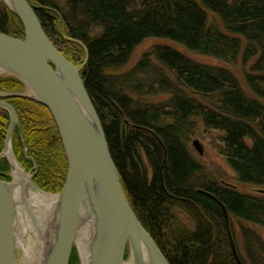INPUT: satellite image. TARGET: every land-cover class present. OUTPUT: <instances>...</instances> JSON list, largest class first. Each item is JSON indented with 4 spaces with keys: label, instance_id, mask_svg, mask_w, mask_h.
I'll list each match as a JSON object with an SVG mask.
<instances>
[{
    "label": "trees",
    "instance_id": "16d2710c",
    "mask_svg": "<svg viewBox=\"0 0 264 264\" xmlns=\"http://www.w3.org/2000/svg\"><path fill=\"white\" fill-rule=\"evenodd\" d=\"M54 47L80 76L103 126L125 197L168 264H264V197L223 185L194 159L188 142L197 124L222 134L219 154L240 184L264 188V0H30ZM0 33L23 28L0 0ZM146 40L167 41L244 71L198 63L157 44L132 68ZM15 78L0 93H21ZM169 96L157 105L149 97ZM15 111L12 149L33 183L61 192L67 162L43 105L2 96ZM10 117L0 108V154ZM24 145L27 154L24 153ZM0 160V180L10 181ZM228 214L225 223L221 207ZM264 192V191H263ZM186 216L192 227L180 216ZM69 264H79L73 248Z\"/></svg>",
    "mask_w": 264,
    "mask_h": 264
},
{
    "label": "water",
    "instance_id": "95a60500",
    "mask_svg": "<svg viewBox=\"0 0 264 264\" xmlns=\"http://www.w3.org/2000/svg\"><path fill=\"white\" fill-rule=\"evenodd\" d=\"M1 1L20 21L24 36L21 40L0 33V73L20 81L24 93L0 96L25 97L44 106L59 135L67 172L58 194L46 193L33 183L36 165L34 173L25 172L12 149L17 115L8 103L0 100V108L10 117L0 154V160H5L9 167L10 177L8 182L0 180V264H18L19 208L37 227L42 217L35 214L31 203L45 196L55 197L56 206L50 217H44L49 226L37 231L42 250L40 264H69L73 248L79 264H168L125 197L103 126L81 79V67L70 63L54 47L30 0ZM192 147L203 155L198 140L192 141ZM27 152L24 145L25 155ZM16 172L22 178L17 179ZM200 193L221 207L228 226L222 203L207 192ZM83 234L85 259L77 245ZM230 245L237 264H242L231 238Z\"/></svg>",
    "mask_w": 264,
    "mask_h": 264
},
{
    "label": "rangeland",
    "instance_id": "374dc122",
    "mask_svg": "<svg viewBox=\"0 0 264 264\" xmlns=\"http://www.w3.org/2000/svg\"><path fill=\"white\" fill-rule=\"evenodd\" d=\"M165 45L168 46L188 58L201 63V64H209L213 66H220L222 68L227 69L229 72H231L240 82V84L244 85V71L248 70V67H242L240 63H238L236 66H230L225 63H222L218 60H215L213 58H207L199 56L195 53H192L188 50H186L183 46L173 43V42H167V41H156V40H146L144 41L140 46L137 47V49L134 51L131 60L129 64L125 67V69L132 68L146 53L150 52L151 49L157 45ZM2 77V75H0ZM4 77V76H3ZM4 94V93H0ZM21 94H23L21 92ZM169 96L167 95H161L157 97H149L146 102L148 105H157L159 103H162L166 100H168ZM222 136L221 133L215 132V131H208L205 130L201 124H197L196 132L193 136L190 137L189 142L187 144L189 151L193 155L194 159L205 169L206 173L210 174L211 176L215 177L218 181L224 182L228 185H231L236 189V191L240 194H250L255 196L264 197V193L260 191H264V188H254L252 186L240 184L236 180V176L234 173L230 170V168L227 166L225 159L219 154L218 152V146L221 145L220 137ZM198 140V142L201 145L203 155L200 156L192 147V141ZM54 195V194H53ZM182 222L188 226L192 227V223L190 220L184 216H180ZM263 238H264V233ZM17 263L21 264V254L20 252H17Z\"/></svg>",
    "mask_w": 264,
    "mask_h": 264
},
{
    "label": "bare ground",
    "instance_id": "6f19581e",
    "mask_svg": "<svg viewBox=\"0 0 264 264\" xmlns=\"http://www.w3.org/2000/svg\"><path fill=\"white\" fill-rule=\"evenodd\" d=\"M1 75V73H0ZM17 173V179L22 176L19 172ZM20 176V177H19ZM35 214L42 217V222L37 223V227H34L28 219H26L24 211L19 208V228H17V234H18V242L17 246L18 249H21L19 252L21 254V264H40L41 261V246L37 239V231H42L43 228H47L46 226H49L48 223H44L45 216L47 215L50 217V213L53 209V207L56 206V198L55 197H41L40 201H32L31 203ZM48 219V218H47ZM49 220V219H48ZM48 224V225H47ZM86 239V234L80 235L78 237L77 245L79 247V250L82 254L83 259L86 258L85 250H84V243ZM23 252V253H22ZM147 260L146 254L144 255V261Z\"/></svg>",
    "mask_w": 264,
    "mask_h": 264
},
{
    "label": "flooded vegetation",
    "instance_id": "af4514ba",
    "mask_svg": "<svg viewBox=\"0 0 264 264\" xmlns=\"http://www.w3.org/2000/svg\"><path fill=\"white\" fill-rule=\"evenodd\" d=\"M1 78H4V77H3V76H2V77L0 76V79H1ZM0 95H1V94H0ZM1 97H2V96H0V98H1ZM0 100H1V99H0ZM2 101H3V100H2ZM7 176H8V173H7ZM8 177H9V176H8ZM9 178H10V177H9Z\"/></svg>",
    "mask_w": 264,
    "mask_h": 264
}]
</instances>
